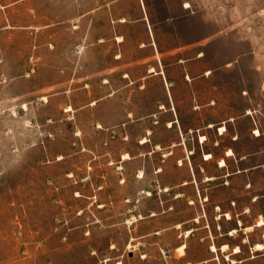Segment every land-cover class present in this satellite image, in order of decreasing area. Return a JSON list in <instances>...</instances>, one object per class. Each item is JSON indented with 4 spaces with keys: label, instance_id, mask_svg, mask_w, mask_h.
I'll list each match as a JSON object with an SVG mask.
<instances>
[{
    "label": "rangeland",
    "instance_id": "374dc122",
    "mask_svg": "<svg viewBox=\"0 0 264 264\" xmlns=\"http://www.w3.org/2000/svg\"><path fill=\"white\" fill-rule=\"evenodd\" d=\"M261 217L264 0H0V264H264Z\"/></svg>",
    "mask_w": 264,
    "mask_h": 264
},
{
    "label": "bare ground",
    "instance_id": "6f19581e",
    "mask_svg": "<svg viewBox=\"0 0 264 264\" xmlns=\"http://www.w3.org/2000/svg\"><path fill=\"white\" fill-rule=\"evenodd\" d=\"M187 6H188V5H187ZM150 70L153 71V70H154V67H151ZM225 129H226L225 125H222V126L220 127V132H221V133H224V132H225ZM232 153H233V151H232L231 149H229L228 154H232ZM211 156H212L211 153H207V154H206V158H207V159L211 158ZM225 164H226V161H225V159L222 158V159L220 160V165H221V166H224ZM228 216H230V213H228ZM257 224H258V225H263V224H264V218L261 217V218L258 220ZM249 228H251V226H250ZM258 246H259V247H258ZM228 247H229L228 244H224V245L222 246V249H223V250H226ZM254 248L257 249V250H262V249H264V244H263V243H257V244H255ZM179 249H180L181 251L184 252V245L181 246ZM212 250H213V251H214V250H217V246H216V245H212ZM240 251H241V250H240V247H239V246H236V247H235V251H234V253H239ZM181 254H182V253H181Z\"/></svg>",
    "mask_w": 264,
    "mask_h": 264
},
{
    "label": "snow or ice",
    "instance_id": "6c2138e0",
    "mask_svg": "<svg viewBox=\"0 0 264 264\" xmlns=\"http://www.w3.org/2000/svg\"><path fill=\"white\" fill-rule=\"evenodd\" d=\"M259 247V246H258Z\"/></svg>",
    "mask_w": 264,
    "mask_h": 264
}]
</instances>
